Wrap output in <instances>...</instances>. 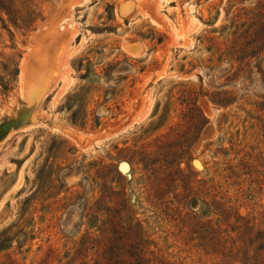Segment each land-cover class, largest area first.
<instances>
[{"label":"rangeland","instance_id":"obj_1","mask_svg":"<svg viewBox=\"0 0 264 264\" xmlns=\"http://www.w3.org/2000/svg\"><path fill=\"white\" fill-rule=\"evenodd\" d=\"M75 2L0 0V264H241L193 219L264 212V0Z\"/></svg>","mask_w":264,"mask_h":264},{"label":"trees","instance_id":"obj_2","mask_svg":"<svg viewBox=\"0 0 264 264\" xmlns=\"http://www.w3.org/2000/svg\"><path fill=\"white\" fill-rule=\"evenodd\" d=\"M206 218L195 214L193 219L195 230L201 231L204 239L216 242L230 254L241 255V264H264V212L259 218L238 215L234 223L219 219L204 221ZM146 244V240H142L139 254L130 259L121 258L118 247L112 248L109 264H156L148 258Z\"/></svg>","mask_w":264,"mask_h":264},{"label":"bare ground","instance_id":"obj_3","mask_svg":"<svg viewBox=\"0 0 264 264\" xmlns=\"http://www.w3.org/2000/svg\"><path fill=\"white\" fill-rule=\"evenodd\" d=\"M77 1H78V0H77ZM73 3H76L75 0H73ZM64 20H65V19H64ZM48 39H50V38H48ZM50 40H51V39H50ZM41 45H42V44H39V45H38L37 52H42V50H41ZM45 48H46V47H45ZM42 53H43V52H42ZM42 53H41V54H42ZM59 64H60V63H59ZM60 66H61V64H60ZM27 72H28V71H27L25 68L22 70V75H23L22 78L25 79V80H26V77L28 76V73H27ZM16 115H17L18 119H17V120H14V118H13V120L10 119V124L7 125V126H5V127H3L2 130H3V129H7V128L11 127L13 124H15L16 122H19V121H20V118H19L20 116H19V114H16Z\"/></svg>","mask_w":264,"mask_h":264},{"label":"water","instance_id":"obj_4","mask_svg":"<svg viewBox=\"0 0 264 264\" xmlns=\"http://www.w3.org/2000/svg\"><path fill=\"white\" fill-rule=\"evenodd\" d=\"M131 4H133V2H130Z\"/></svg>","mask_w":264,"mask_h":264}]
</instances>
